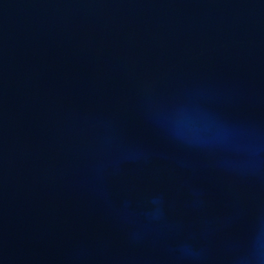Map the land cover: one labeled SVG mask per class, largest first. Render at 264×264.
<instances>
[{
    "label": "water",
    "instance_id": "95a60500",
    "mask_svg": "<svg viewBox=\"0 0 264 264\" xmlns=\"http://www.w3.org/2000/svg\"><path fill=\"white\" fill-rule=\"evenodd\" d=\"M0 264H264V0H0Z\"/></svg>",
    "mask_w": 264,
    "mask_h": 264
}]
</instances>
